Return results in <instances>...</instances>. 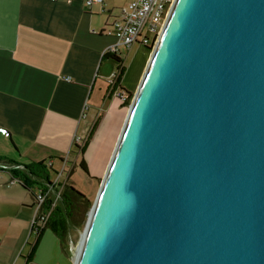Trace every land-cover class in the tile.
<instances>
[{"label":"water","instance_id":"obj_1","mask_svg":"<svg viewBox=\"0 0 264 264\" xmlns=\"http://www.w3.org/2000/svg\"><path fill=\"white\" fill-rule=\"evenodd\" d=\"M74 264H264V0H174Z\"/></svg>","mask_w":264,"mask_h":264},{"label":"crops","instance_id":"obj_2","mask_svg":"<svg viewBox=\"0 0 264 264\" xmlns=\"http://www.w3.org/2000/svg\"><path fill=\"white\" fill-rule=\"evenodd\" d=\"M127 4L128 0L91 6L86 0H0V142L5 145L9 139L21 159H65L75 146L82 155L86 149V155L89 147H84L83 135L98 130L95 140L114 114L121 124L125 113L121 116L123 103L117 93L130 89L123 83L121 55L122 70L115 78L116 72L111 74L114 60L104 53L116 39L104 31ZM82 124L85 130L79 135ZM3 154L12 163L26 165L13 160L8 148L0 150ZM12 177L11 169L0 165V264L14 263L28 234L34 233L33 191L42 182L31 177L38 188L29 191L20 182L10 184ZM34 234L36 244L24 264L34 263L46 234L57 246L64 240L48 227Z\"/></svg>","mask_w":264,"mask_h":264},{"label":"rangeland","instance_id":"obj_3","mask_svg":"<svg viewBox=\"0 0 264 264\" xmlns=\"http://www.w3.org/2000/svg\"><path fill=\"white\" fill-rule=\"evenodd\" d=\"M114 1L115 3H125V0ZM155 44L152 46L151 50H147V48L139 46H133L129 51L123 47L121 48V58L124 62L123 65L125 68L123 83L128 87V89H130V91L124 92L125 95H128V93L130 94L128 95L130 103L126 107H120L122 109L121 116L125 113L121 124L119 115L114 114V118H112L109 123H106L107 125H105L101 132L98 133L95 140L93 139V136L98 130H94L91 135H88V137L83 135V137L85 138L84 147H86V145L89 147L86 155H84L86 149H84V154L82 155L81 152L77 150V146H75L69 158H66V156H64L65 159L52 158L54 167L46 168L47 175L49 176L50 180L54 181L56 179V172H59L61 170L63 159H67L66 171L62 175L61 182L68 181L77 191L87 197L91 205L86 211V214L82 216L81 223L77 224L75 228H73L68 232V234H66L61 246L59 244L57 246V244L55 243L52 244L51 242H53V240L51 239V237H49L48 234H46V238L41 242L39 246L33 264H56L57 262L66 264V260L72 261L71 263L74 264V256L77 252L81 238L85 232L90 211L95 202L97 193L99 191L103 176L105 174L114 148L117 144L119 135L125 122V116L130 108ZM112 62L111 74L112 72H117V63L115 61ZM120 102L122 104L121 100ZM88 109L89 108L85 110L86 115L90 113ZM84 130V124H82L79 130V135H82ZM77 142L79 141L77 140ZM4 148H8L10 154L16 157V159L12 158L13 160L24 163L26 165L31 164L30 160L21 159L19 156H17V150L9 139L7 144L5 145L4 143L0 142V150H3ZM0 159L9 161L11 158L6 156V154H3L0 155ZM50 160L51 159H46L45 163L49 162ZM82 160H85L88 167V172H86L81 167ZM32 187L37 190L38 185L34 182L32 184ZM48 228L51 229V227ZM34 233H36V231H34ZM34 233H32V236L31 233L28 234L24 245H22L18 250L15 262L11 264H15L16 262V264H24L25 260L29 259L30 249L33 245L35 246L37 241V236Z\"/></svg>","mask_w":264,"mask_h":264},{"label":"built area","instance_id":"obj_4","mask_svg":"<svg viewBox=\"0 0 264 264\" xmlns=\"http://www.w3.org/2000/svg\"><path fill=\"white\" fill-rule=\"evenodd\" d=\"M174 0H128V4L120 10L118 18L104 31L105 34L113 36L116 43L105 51L104 54L118 57L121 48L128 51L136 44L149 48L157 43L165 21ZM104 4V0H86V4ZM119 72L114 73L113 78ZM70 81L71 78L66 77ZM117 96L122 103L128 100V95L119 91ZM80 140L79 138L77 139ZM46 168H53V161L45 164ZM67 159L62 161V167L56 172V179L51 181L49 176L41 182V187L35 193V215L32 220V230L39 234L49 222L53 211L62 201V192L66 181L61 182L62 175L66 171ZM10 166L7 168H12ZM23 168V166H18ZM10 184L22 183L19 179L12 177Z\"/></svg>","mask_w":264,"mask_h":264},{"label":"trees","instance_id":"obj_5","mask_svg":"<svg viewBox=\"0 0 264 264\" xmlns=\"http://www.w3.org/2000/svg\"><path fill=\"white\" fill-rule=\"evenodd\" d=\"M151 49L152 47L147 48V50ZM111 57L117 63L116 71L120 72L122 70V61L118 57ZM128 95L130 94L128 93ZM129 103L130 100L128 99L125 103H123L122 106L126 107ZM45 164V161H41L38 163L24 165L23 168H18V166L21 165L12 163L8 160L4 162L2 159H0L1 166H14L10 168L13 177L19 179L22 182L20 183L22 187L29 191H32V184L34 183L31 181V177H35L42 182L48 178ZM81 167L86 172H88V167L85 160H82ZM33 193L35 197V191H33ZM90 205L91 203L88 201L87 197L77 191L68 181H66L62 192V201L53 211L46 227H51V229H53L56 234L64 238L70 230L75 228L77 224L81 223L82 216L86 214V211L89 209Z\"/></svg>","mask_w":264,"mask_h":264},{"label":"bare ground","instance_id":"obj_6","mask_svg":"<svg viewBox=\"0 0 264 264\" xmlns=\"http://www.w3.org/2000/svg\"><path fill=\"white\" fill-rule=\"evenodd\" d=\"M120 136V135H119ZM78 252V251H77ZM77 255V253L75 254V256ZM74 256V259H76V257Z\"/></svg>","mask_w":264,"mask_h":264}]
</instances>
